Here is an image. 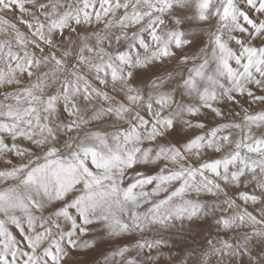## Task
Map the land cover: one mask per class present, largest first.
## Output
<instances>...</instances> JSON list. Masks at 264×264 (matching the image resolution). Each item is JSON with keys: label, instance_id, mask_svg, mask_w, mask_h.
<instances>
[{"label": "snow or ice", "instance_id": "1", "mask_svg": "<svg viewBox=\"0 0 264 264\" xmlns=\"http://www.w3.org/2000/svg\"><path fill=\"white\" fill-rule=\"evenodd\" d=\"M0 264H264V0H0Z\"/></svg>", "mask_w": 264, "mask_h": 264}]
</instances>
